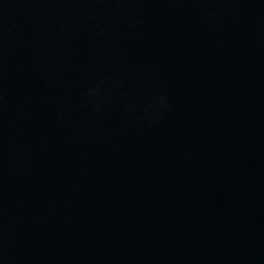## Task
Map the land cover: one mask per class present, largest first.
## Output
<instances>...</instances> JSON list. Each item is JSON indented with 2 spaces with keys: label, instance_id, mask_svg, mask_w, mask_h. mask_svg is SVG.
<instances>
[{
  "label": "water",
  "instance_id": "water-1",
  "mask_svg": "<svg viewBox=\"0 0 264 264\" xmlns=\"http://www.w3.org/2000/svg\"><path fill=\"white\" fill-rule=\"evenodd\" d=\"M0 264H264V0H0Z\"/></svg>",
  "mask_w": 264,
  "mask_h": 264
}]
</instances>
